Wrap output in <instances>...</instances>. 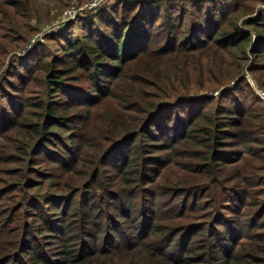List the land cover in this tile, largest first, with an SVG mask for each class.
Masks as SVG:
<instances>
[{"label":"trees","instance_id":"1","mask_svg":"<svg viewBox=\"0 0 264 264\" xmlns=\"http://www.w3.org/2000/svg\"><path fill=\"white\" fill-rule=\"evenodd\" d=\"M7 1L0 0V7L10 8L13 15H17L18 6ZM186 2H190V10ZM245 2L262 1L231 0L229 3L228 0H139L134 4L123 5L125 10L116 20L108 14L96 13L94 17L105 29H100V26L95 28L97 22L87 18L83 26L87 25L88 36L72 39L67 51L61 49L65 52L62 56H68L62 68L55 69L52 62L48 63L50 71L44 78L48 101L31 103L26 97L10 98L9 118L17 123L16 128H26L34 138L29 153L33 166L39 164V171L52 168L60 176L78 169L82 159L89 157L98 147L97 159L105 161L109 157L111 165L117 164L114 168L118 178L123 179L134 173L144 146L151 145L147 142L153 143L156 139L157 128H149L153 124L161 127L168 122L173 123L171 117L161 115L163 107L156 110L152 100H160L161 92L172 88L177 90L178 87V93H182L181 87L186 83L172 82L171 73L160 84L153 83L148 88L142 86L140 83L146 80L147 75L161 76L164 65L155 63L136 72L135 82L127 90L116 84V81L121 79L123 67L135 60L149 57L162 63L165 59L177 60L178 64L186 63L191 58H195L198 63L202 61L200 80L195 82L199 90L205 92L222 84L214 78L213 70L223 75L226 81L237 78L240 76V67H237L236 72H231L230 66L238 60L245 62L249 56L248 72L253 74L252 80L256 86L264 87V4L253 13ZM252 13L253 16L241 22V27L236 25L238 18ZM0 21H3L1 12ZM74 71L80 72L75 75L78 80L83 77L85 86L74 85L76 77L70 78ZM204 77L208 80H204ZM241 82H236L234 87H240ZM232 90L217 98L218 105L212 116L208 108L203 106L210 103L209 99L202 100V105L197 103L200 106L198 109H195L194 103H187L185 129L180 126L166 131L171 138L164 149L169 151L172 163L174 159L185 156L189 160L182 167L185 173L180 175L184 186L179 193L184 195V200L179 206H174L177 211L174 217L182 219L184 226L171 229L160 223H150L140 236L135 227L127 225L129 237L135 232L139 234L137 239L127 243L120 239L119 227L112 223L116 241L111 239L109 247H104V251L97 247L85 250L77 246L75 248L79 258L72 259L70 243L74 244L75 239L64 240L66 219L74 213L78 222L87 223L88 218L100 214L101 205L107 198V192L103 191L100 184L102 176L94 173L91 180H84L67 196L52 200L46 206H39L37 218L40 225H37L36 230L40 234L48 230L56 244L60 245L59 248L64 245L62 257L50 258L43 251L31 253L24 248L26 242L23 232L20 231L19 235L13 231L12 238L19 239L20 236V241H15L13 248L0 251V264H90L89 260L93 256L100 257L101 262L91 264H122L120 257L113 255L126 252L124 248L141 254V260L146 263L140 264H264L263 206L254 207L256 209L252 214L244 210L248 205L244 203L247 197L242 186L246 181L242 176L236 175L233 178V188L222 185L225 181L222 170L225 168L221 166L236 165L245 154L251 152L249 145L252 141L248 140L243 128L244 122L253 119L254 115L245 105H239L234 100L235 90ZM254 101L253 97V101H250L253 102L252 106ZM102 103L108 106L97 115L96 120L103 133L99 131L89 138L85 131L90 117L88 110ZM177 108L181 113L179 106ZM77 109H85L83 116L72 114ZM27 114L33 120L31 123L24 121ZM118 128L126 132L114 137L106 133L107 130L115 132ZM55 129L64 131L65 135H59ZM142 139L145 145L141 144ZM226 147L232 148L231 151L225 150ZM235 147L238 149L235 150ZM147 152L145 156L151 154V151ZM17 153L25 155L24 151ZM9 156L10 162H14L12 155ZM186 176H194L200 181L188 185ZM31 182L40 186L35 183L39 181H33V177ZM142 182L143 178L140 185ZM27 183L21 179L2 187L4 198L1 207L6 208L4 210L11 205L8 195L14 192L21 195L28 188ZM235 192L242 195L243 204L233 216L239 215L245 223L235 219L227 220L223 211L224 202L230 193ZM22 202L15 211L16 219L25 210ZM119 209L118 204L115 207L108 205V210H112L113 214L118 213ZM7 221V217L0 213V243L5 230L12 224V221ZM174 239H178V244H175ZM4 242L7 243L8 238Z\"/></svg>","mask_w":264,"mask_h":264},{"label":"rangeland","instance_id":"2","mask_svg":"<svg viewBox=\"0 0 264 264\" xmlns=\"http://www.w3.org/2000/svg\"><path fill=\"white\" fill-rule=\"evenodd\" d=\"M137 1L139 0H8L6 3H15L18 6L17 15H13L10 8L0 7L3 16V21H0V213L7 217V223L12 221L9 229L5 230L3 234L0 251L13 248L14 242L20 241V236L19 239H13L12 232L20 235V231H22L26 242L24 248L29 249L31 253L37 254L43 251L50 258L62 257L64 245L62 244V247L59 248L60 245L56 244V241L53 240L54 237L48 230L41 234L39 230H36L37 225H40L37 218L39 206H46V203H51L52 200L67 196L84 180H91L94 173L102 176L100 184L103 191L107 192V198L101 205L100 214L88 218L87 223L78 222V217L75 218L76 214L74 213L66 219L64 240L75 239L74 244H67L71 247L72 259L79 258V253L75 248L77 246L83 247L85 250L97 247L100 251H104V247H109L111 239L116 241V232L112 231L114 229L112 223L119 227L120 231L115 230L119 232L120 239L127 243H131L132 239H137L139 235L135 232L132 237H129L130 231L127 229V225L135 227L140 236L150 223H160V225L167 228L171 227V229L184 226L185 223L182 219L179 220L174 217V213L177 212L174 206H179L184 200V195L179 193L184 186V183H181L180 175L185 173L182 167L189 160L185 156V158L174 159L172 163L169 151L164 149V145L171 138L170 134H166V131L169 128L174 129L180 126L185 129L186 113L188 112L186 104L190 102L194 103L195 109H198L200 106L197 103L202 105L204 103L201 102L202 100L209 99L210 103H205L203 106L208 108L212 116L216 105H218L217 98L228 90L233 91L232 88L235 90L233 93L234 100L239 105H245L247 110H251L254 115L253 119L244 122L245 127L243 128L248 140L252 141L249 145L251 152L245 154L236 165L221 166L225 168L222 170L225 181L221 180L223 178L220 180L224 181L222 183L224 187L233 188L235 182L233 178L236 175L242 176L246 181V184L243 183L242 186L247 197L244 203L248 205L244 210L251 211V214L257 208L256 206H263L264 210V97L259 94V92L264 93V87L256 86L252 80L253 74L248 72L250 67L249 56L245 62L238 60L230 66L231 72H236L237 67H240V76L237 78L226 81L223 75L213 70L214 78L222 84L205 92L196 86L197 82L195 81L200 80L199 73H201L202 61L195 62V58L189 59L186 63L178 64L177 60L165 59L162 60V63L158 59L152 60L146 57L124 66L121 70V79L116 81V84H120L127 90L131 87V83L135 82L136 72H141L155 63H160V66L164 65L161 76H157V74L154 76L152 74L147 75L146 80L140 83L142 86L148 88L153 83L155 85L160 84L171 73L173 74L172 82H186L185 86L181 87L180 85L183 89L182 93H178L180 88L177 87V90L172 88L166 92H161L160 100H152L156 110L163 107L164 111L161 115L171 117L173 123L168 122L161 127L153 124L149 128L150 130L157 128L156 139L153 143L147 142L151 144L149 146L145 145L142 139L141 144L145 146L138 159L139 163L134 173L125 178H118L119 175L114 168L117 164L111 165L109 157L105 161L97 159L99 156L98 147H95L89 157L82 159V164L79 165L78 169L67 171L60 176H57L52 168H44L39 171V164L35 163L33 166L34 163L31 162L29 153L33 148L31 145L34 138L28 134L26 128H16L17 123L9 118L11 114L10 104L12 103L10 98L26 97L31 103L48 101L44 87L45 75L50 71L48 63L52 62L55 69L60 70L62 68V63L67 61L68 56L63 57L65 52H62L61 49L67 51L72 39L77 40L80 37L88 36L86 35L87 25L83 26L84 22L87 23V18H93L97 22L95 28L100 26V29H105L101 22L99 23L94 17L96 13L108 14L116 20L125 10L123 5L134 4ZM261 1V3L245 2V5H249L252 12L255 13L263 7L264 0ZM228 2L231 3V0ZM186 3L188 10H190L188 6L190 2ZM181 4L184 5L185 3L182 2ZM67 11H70L69 15H67ZM253 13L238 18L236 25L241 27V22L253 16ZM96 16L100 19V16ZM77 73L80 72L74 71L70 75V78L76 77L74 85L85 86L83 77L80 79L82 82H80L75 75ZM204 80L208 79L204 77ZM240 80L242 81L241 86L235 88V83ZM253 97L256 100L254 106H252L253 102L250 103L253 101ZM63 100L66 98L63 97ZM222 102L225 103V100L223 99ZM107 106V104L102 103L88 110L90 117L85 131L89 138H92L95 133L103 131L96 117L103 113ZM177 106L181 109V113ZM84 111L85 109H77L72 111V114L83 116ZM27 116L24 118L25 123H31L33 121L31 116L28 114ZM222 120L225 121L224 118ZM55 131L61 136L65 135L64 131L57 129ZM125 132L118 128L115 132L107 130L106 133L114 137ZM188 146L192 147L189 143ZM145 148L151 150H145ZM231 149L225 148L227 151H231ZM237 149L238 147H235V150ZM18 151H24L25 155L18 154ZM147 151H151V154L145 156ZM9 155H12L11 159H14V162H10ZM92 163L94 166H90ZM29 168L32 170H28ZM8 171H10V175L7 173ZM32 177L33 181H39L35 182L40 185L39 187L31 182ZM186 177L188 178L186 180L188 185H195L200 181L194 176ZM141 178H143V182L140 185ZM21 179L28 182V188L21 195L15 192L9 194L8 199L11 205L7 210H4L6 208L1 207L4 198L2 187ZM236 193H230L229 198L224 202L225 206H222L223 211L227 220L235 219V221L245 223L246 221L239 215L233 216L243 204L242 195ZM21 201L24 203L25 210H22L19 218L16 219L15 211L20 206ZM28 201L32 203L29 204ZM117 204L120 208L118 213L113 214L112 210H108V205L115 207ZM84 215L87 216V213ZM6 238H8L7 243L4 242ZM174 240L176 244L178 239ZM124 249L127 251L113 255L120 257L122 264L146 263L141 260V254L133 253L129 250L130 248ZM95 261L101 262V258L93 256L89 263Z\"/></svg>","mask_w":264,"mask_h":264},{"label":"built area","instance_id":"3","mask_svg":"<svg viewBox=\"0 0 264 264\" xmlns=\"http://www.w3.org/2000/svg\"><path fill=\"white\" fill-rule=\"evenodd\" d=\"M69 14H70V11H67V15H69ZM259 94L264 97V93L259 92Z\"/></svg>","mask_w":264,"mask_h":264}]
</instances>
